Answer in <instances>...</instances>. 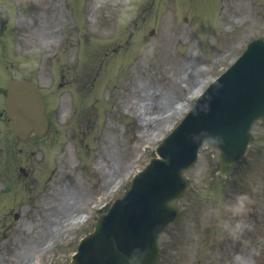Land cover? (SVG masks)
I'll use <instances>...</instances> for the list:
<instances>
[{
  "label": "rangeland",
  "instance_id": "rangeland-1",
  "mask_svg": "<svg viewBox=\"0 0 264 264\" xmlns=\"http://www.w3.org/2000/svg\"><path fill=\"white\" fill-rule=\"evenodd\" d=\"M97 2L0 0V86L14 75L31 77L52 117L45 136L23 143L2 115L0 264H43L51 249L54 264L70 259L93 227L95 207L145 163L188 110V96L264 37V0ZM146 105L158 116L150 123ZM106 127L113 137L103 140ZM252 134L227 177L218 174L219 151L201 149L187 171L193 187L179 201L181 214L160 237L159 264H239L236 254L264 264V119ZM240 193L250 198L242 215L251 227L233 235L225 225L241 219L233 209Z\"/></svg>",
  "mask_w": 264,
  "mask_h": 264
},
{
  "label": "water",
  "instance_id": "water-1",
  "mask_svg": "<svg viewBox=\"0 0 264 264\" xmlns=\"http://www.w3.org/2000/svg\"><path fill=\"white\" fill-rule=\"evenodd\" d=\"M6 106L22 139L42 134L48 122L38 89L25 80L9 83ZM264 116V40L249 43L243 56L198 98L182 124L160 147L134 190L117 200L85 236L70 264H156L157 236L178 215L176 200L189 189L183 170L207 141L220 148L221 173L231 171L251 138L250 124ZM152 232L145 250L134 244Z\"/></svg>",
  "mask_w": 264,
  "mask_h": 264
},
{
  "label": "clouds",
  "instance_id": "clouds-1",
  "mask_svg": "<svg viewBox=\"0 0 264 264\" xmlns=\"http://www.w3.org/2000/svg\"><path fill=\"white\" fill-rule=\"evenodd\" d=\"M249 196L247 193H240L236 196L235 202L233 204L234 213L241 216L240 220H237L234 225L226 224L225 227L228 228L231 234L239 235L242 234L246 229L250 228L251 225L244 219L243 212L249 201ZM235 259L239 264H247L244 258L240 254H236Z\"/></svg>",
  "mask_w": 264,
  "mask_h": 264
},
{
  "label": "bare ground",
  "instance_id": "bare-ground-1",
  "mask_svg": "<svg viewBox=\"0 0 264 264\" xmlns=\"http://www.w3.org/2000/svg\"><path fill=\"white\" fill-rule=\"evenodd\" d=\"M101 2V0H98V3H100ZM97 3V4H98ZM91 15H92V13H91ZM103 39H105V40H103V41H107V38L106 37H104ZM136 100H138L139 101V98L137 97L136 99H131L127 104H126V107H127V110H129L130 109V107H133V106H135L136 104H135V102H136ZM157 104H159L158 102L156 103V105ZM162 105H160V107H161ZM144 112H145V114H146V112H147V110H148V106L146 105L145 107H144ZM154 109H152V110H148L149 111V113H148V115H147V117H145V119H147V121H148V123H150L151 121H152V119H154V118H157L158 116H154V117H152L151 116V112L153 111ZM139 113L140 114H142V111L140 112V108H139ZM146 116V115H145ZM103 137H102V139L103 140H107V139H109L110 137H113V136H111V134H113V130H111V134H110V129L108 128V127H106L104 130H103ZM112 178V177H111ZM63 207H66L68 210H66V213L69 215V218L71 217L72 218V212H70L69 210H71V209H73V201H69V200H67V201H64V203H63ZM57 225H59V224H57Z\"/></svg>",
  "mask_w": 264,
  "mask_h": 264
}]
</instances>
